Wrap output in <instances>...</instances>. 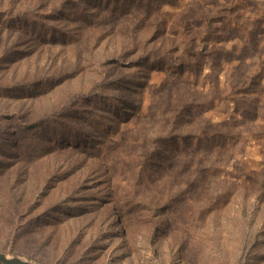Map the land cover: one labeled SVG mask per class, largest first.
Listing matches in <instances>:
<instances>
[{
  "label": "rangeland",
  "instance_id": "obj_1",
  "mask_svg": "<svg viewBox=\"0 0 264 264\" xmlns=\"http://www.w3.org/2000/svg\"><path fill=\"white\" fill-rule=\"evenodd\" d=\"M234 2L0 0V250L264 264V0Z\"/></svg>",
  "mask_w": 264,
  "mask_h": 264
},
{
  "label": "trees",
  "instance_id": "obj_2",
  "mask_svg": "<svg viewBox=\"0 0 264 264\" xmlns=\"http://www.w3.org/2000/svg\"><path fill=\"white\" fill-rule=\"evenodd\" d=\"M219 4V3H218ZM238 3H237V0H235V2H234V4L233 5H237ZM178 34H180V35H182V33H181V31H178ZM221 53H225V52H228V50H225V48H221L220 50H219ZM199 53L198 52H193V55H198ZM177 85H179V84H177ZM179 89V86H176V90H178ZM179 102H183L185 99L182 97V96H179ZM156 106H159V110H157L158 111V113L159 112H161L162 114H163V116L165 117V121H169V117H168V114H167V112H166V109H165V107H161L160 106V103H156ZM198 106H200V107H203V109H206V106H207V103L206 102H201V103H199V105ZM204 133L205 132H203V131H201V133L198 135V137L196 138H194V141H196L197 142V145L198 146H200L201 145V141H200V138H203V136H204ZM182 139V138H181ZM189 139V138H188ZM184 142H183V147H186L187 148V144L189 143H187L186 144V139H182ZM197 146V147H198ZM121 182H125V181H121Z\"/></svg>",
  "mask_w": 264,
  "mask_h": 264
},
{
  "label": "water",
  "instance_id": "obj_3",
  "mask_svg": "<svg viewBox=\"0 0 264 264\" xmlns=\"http://www.w3.org/2000/svg\"><path fill=\"white\" fill-rule=\"evenodd\" d=\"M0 263L2 264H39L38 262L21 255L9 254L0 250Z\"/></svg>",
  "mask_w": 264,
  "mask_h": 264
}]
</instances>
